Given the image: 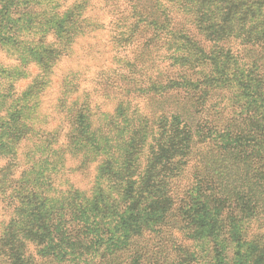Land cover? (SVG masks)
Returning a JSON list of instances; mask_svg holds the SVG:
<instances>
[{"label":"trees","instance_id":"16d2710c","mask_svg":"<svg viewBox=\"0 0 264 264\" xmlns=\"http://www.w3.org/2000/svg\"><path fill=\"white\" fill-rule=\"evenodd\" d=\"M31 1L0 6V35L42 22ZM90 1L56 22L57 43L34 45L39 61L52 57L50 75L78 37L107 27L84 18ZM111 1L109 26L136 17L124 44L133 57L126 74L108 65L93 82L127 97L116 109L128 128L108 134L95 112L64 99L56 119L39 99L33 112H11L12 156L25 141L45 152L19 177L15 162L0 167V264H264V0H167L173 10ZM156 27L163 45L180 38L181 52L163 58ZM42 82L40 94L50 76ZM24 89L7 97L22 101L33 93ZM93 167L87 187L67 177Z\"/></svg>","mask_w":264,"mask_h":264},{"label":"rangeland","instance_id":"374dc122","mask_svg":"<svg viewBox=\"0 0 264 264\" xmlns=\"http://www.w3.org/2000/svg\"><path fill=\"white\" fill-rule=\"evenodd\" d=\"M16 1L23 3L24 0H0V6L3 5V7H5L11 3L14 4ZM74 1L75 0H32L31 3L38 8L37 13H40L43 17L42 22H36L32 29L28 26L29 20L25 22L23 21L24 19H22L18 20L16 23H10L1 30L0 167L9 162H15L16 177L21 176V174L26 171H31L39 156L42 152H45V146L39 145V147L36 148L33 143L25 141L22 142L21 147L18 148L17 155L12 156V153L15 152L16 147H14V143L17 142V139L13 137L14 134L7 132V129L10 127L8 122H15L16 118L11 116V112L20 105L26 106V109H24L25 111L33 112L36 100L39 99L41 105L39 111H41L42 115H51L56 119L59 113L62 115L59 104L60 100L64 99L67 101H63L66 107L72 104L73 106L78 104L95 112L97 115L96 117H101L100 121L104 124V129L108 134H112L117 128L121 130L128 128L126 125V118L119 115L116 109L119 104L118 102L121 100H128L127 97L120 94L118 90L110 92L102 87L98 88V83L93 81L98 75V70L108 65L113 68L122 66V72L126 74V69L129 68L128 60H131L133 57V52L128 46L125 47L124 44H126V41H129L133 35V33H131L133 31L132 26L136 19L133 12L126 17V26L120 25L111 27L108 25L111 17L110 11L108 13L103 8L106 7L111 10L115 2L111 0H91L83 15L84 18L86 17L90 21L105 22L107 27L96 32H88L78 37L77 41L72 46L71 53L57 61L51 75L47 67L51 63L52 57L44 53L46 63H43L39 61L40 58L35 54V51H32L35 44H40V38H42L41 40L44 41L46 46H52L57 43L56 39L59 37L58 35H63V33L55 26L57 25L56 22L64 17L66 12L70 10L73 12L79 9L75 7L76 3ZM160 3L164 5V8L166 6L168 9L173 10L174 4H171L167 0H161ZM12 7L13 5H11L10 8ZM35 27L40 33L34 31ZM156 31L157 34H160V39L154 46L160 54L163 52V58L170 56V53L175 56L176 53L181 52L180 38L174 36L171 40H167V45H163L164 39L167 36L163 34L164 30L161 27H156ZM14 33L19 43H17L14 38L7 37L8 34ZM2 36H4V38H1ZM119 38L120 41L117 44L115 40H119ZM122 45H124V47H122ZM49 76L50 82L42 92L43 94H40L41 83H43V80L47 81ZM15 84H17L18 88L21 90L30 88L33 93L26 96L22 101L16 96L11 98L7 97L9 95L7 88L9 90V88ZM112 95L115 99L112 101L108 100V96ZM155 98L161 99L163 97L162 95L156 94ZM128 105L126 106L129 107ZM29 114L30 113L27 114V117ZM111 119L112 123L110 122ZM28 152H31L30 156H26ZM77 165L78 163L72 160V166L75 168ZM88 171L89 169L87 172L74 169L67 172V177L77 187H87L90 184V179L92 180V176L96 173L95 167L89 172ZM2 204L3 203L0 201L1 207ZM2 226L3 225H1L0 228Z\"/></svg>","mask_w":264,"mask_h":264}]
</instances>
